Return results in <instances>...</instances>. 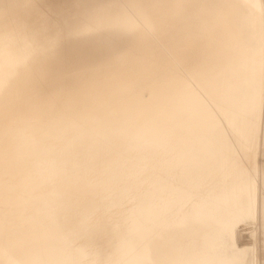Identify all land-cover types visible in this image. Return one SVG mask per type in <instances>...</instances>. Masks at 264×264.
<instances>
[{"label":"bare ground","instance_id":"obj_1","mask_svg":"<svg viewBox=\"0 0 264 264\" xmlns=\"http://www.w3.org/2000/svg\"><path fill=\"white\" fill-rule=\"evenodd\" d=\"M116 1L118 3L108 5L98 0H66L57 3L58 11L46 10L55 12V15L74 12L75 16L66 21L29 15L24 10L31 5L19 0L7 4L9 10L19 13V17L13 20V26L16 28L15 38L19 35L20 40L13 48H1L0 59L14 57L10 65L12 71L29 64H44L41 68H50L55 74L43 69L33 72L50 84L45 89L41 87L43 83L32 85L29 89L35 97L32 101L14 96L18 98L13 102L12 109V101L4 98H7L6 93L9 94L14 78L22 73L18 71L19 76L9 78L4 68L7 65H0V107L10 105L5 112L17 115L18 121L26 122L24 124L39 121L52 129L77 125L76 134L70 132L72 138L66 139L64 136L65 143L70 147L62 148H71V153L66 151L70 154L66 158L72 160L70 157L79 151L81 154L83 149H89L87 152L90 155L82 158L84 160L80 159L82 154L77 155L82 161L72 156L76 159L70 161L71 165L67 167V160L58 159L62 155L58 156L57 152L56 157L53 143V146L48 144L53 149L46 147L45 143L46 148L41 146V150L38 147L26 149L39 159V169L43 175L59 173V179L56 181L55 177V183L41 188H35L37 183H34L21 194L9 196V193H0L4 196L5 210H24L13 226L4 229L0 252L4 253L7 244L4 239L15 231H19L15 241L26 240L21 248L23 251L32 249V255L47 252L57 241L55 231L61 229L64 221H71L76 210L73 209L76 205L73 207L72 200L63 196L64 192L71 191L76 195L77 192L72 191L89 182V176H93V173H89L91 170L98 167L110 169L112 166L109 176H104L101 170L103 176H95L96 179L101 176L98 181L119 198L123 196L124 186H119L118 182L127 177L126 186H134L129 190L133 191L129 211L132 219L140 221L142 225L133 235L121 224L115 225L113 230L118 232L114 236L116 249L112 255L109 252L114 243L102 248L100 243L97 244L101 236H96L94 244L88 249L93 253L100 250L94 257H117L135 264H255L257 257H254V252L257 254V250L253 251L254 246H248L250 242L245 244L248 247L238 248L235 229L239 221L248 223L250 229L247 236L255 242L259 241L264 251V165L257 162L260 149H255L264 147V0ZM152 5L160 7L162 13L153 16L150 12ZM231 5H236L238 9L231 11ZM94 9L100 18V32L89 38L80 35V41L86 43L95 39L100 42L105 39L106 43L115 42V46L102 45L97 50L78 51L72 38L61 32L82 25L88 28L89 19L96 12H93ZM122 11L125 17L114 24L115 18H121ZM196 15L200 16L199 23L194 20ZM25 28L47 30L42 36H34ZM119 28L123 30L120 37L117 32ZM55 29L61 32L46 34L48 30ZM45 38L57 41L58 49ZM25 47L32 49L25 55L15 56L18 52L14 50L20 51ZM116 48L124 55L112 57L109 51ZM78 55H81L82 65L75 67L74 58L79 59ZM93 56L94 60L91 59ZM112 68H119L120 73L112 72ZM135 78L140 80L136 81ZM49 86H55L52 93L46 92ZM62 92H73V101H77V105H84V108L68 110L61 107L59 99L57 102L55 99ZM87 93L100 96V99L86 97ZM76 115L80 117L73 119L72 116ZM87 117L95 119L86 120ZM157 126L162 128L158 130ZM121 128L124 131L119 130ZM23 132H27V129ZM103 132L109 134L102 135ZM222 133H228L227 137ZM28 135L19 133L15 148L20 144L34 145ZM87 138L90 140L84 141ZM146 143L152 147V153L147 152L153 156L152 160L149 161V158L142 163L139 157L135 156L134 159L128 153L124 154L129 150L126 148L146 147ZM11 146L12 143L0 148L3 156H11ZM133 147L130 150H140ZM150 148L144 150L151 151ZM169 152L177 154V162L169 157ZM123 162L125 166L121 165ZM105 170L104 174H109V170L107 173ZM176 170H181L185 181L178 183L172 177H175ZM196 171L204 173L208 182L183 190L182 186L187 187L192 182ZM181 172L177 177L181 176ZM85 173H89L87 178ZM136 174L133 180L132 176ZM71 176L78 177L76 185H67L71 190L62 193V188L58 186L62 183L65 185L64 181ZM84 186L87 187V184ZM141 188L142 191L138 190ZM57 189L63 195H59ZM55 191L57 196L62 197H57ZM82 193L85 194V191ZM70 195L71 198L73 195ZM75 195L73 198L77 197ZM176 204L180 207L187 205L191 217L170 215V218L166 216L168 220L160 221L164 212ZM27 205L33 208L31 212H27ZM61 206L68 207L66 217L65 211L62 212L64 219L61 216L57 218ZM15 214L1 216L5 220H13ZM30 214L42 216L33 228L22 221ZM213 228L218 229L219 237L213 236ZM171 235L176 236L177 244L166 241ZM137 236H150L155 245L162 248L149 249L143 254L145 250L139 247ZM183 240L191 249L182 246ZM176 245L179 246L178 250H174ZM167 249L174 251L168 255ZM101 262L102 258H99L97 264Z\"/></svg>","mask_w":264,"mask_h":264},{"label":"rangeland","instance_id":"obj_2","mask_svg":"<svg viewBox=\"0 0 264 264\" xmlns=\"http://www.w3.org/2000/svg\"><path fill=\"white\" fill-rule=\"evenodd\" d=\"M19 1H21V3H23V4L31 5L30 8H27L24 10L27 14H29V15L33 14L36 16L41 15V16L45 17V19H47V20L59 18L57 20L66 21V20H69L70 17L75 14L74 12H69V13L65 12V13H59V14L55 15V12L49 13L46 11L47 9L58 11L57 3H61V2L66 1V0H19ZM98 1L101 3H107L108 5H114V4H116V2L118 3V1H116V0H98ZM121 1L123 3L126 2V0H121ZM8 2L14 3V2H16V0H0V26H3L0 28V51H1V48H4V49L13 48L12 46L18 40H20L19 35L15 38L16 28L13 26V20L15 18L19 17V13L16 10H9L7 8ZM230 2L228 3L227 7L229 6ZM153 6L154 5L150 6V12L152 13L153 16H157L160 13H162L160 7H158V6L153 7ZM27 7H29V6H27ZM45 7H48V8H45ZM33 8L35 10H32ZM236 9H238V7L236 5H231V7H230L231 11H235ZM95 11L96 10L94 9L93 12H95ZM124 17H125V12L122 11L121 12V18H115L114 24H118L120 21H122V18H124ZM199 19H200V16H198V15H196L194 17V20L196 23H199L198 22ZM89 21H90L89 22L90 25L88 28H85L82 25L80 27L68 30L66 32H64L65 30H62V32H61L58 29L48 30V32L46 34L60 33L61 32L62 34L71 37L72 40L76 43L75 45H76L78 51H82L84 49H92V48L94 50H97V48L99 46H102V45H104V47L113 46V48H114L115 42L108 41L106 43L105 39L100 41V42H98L95 39H91V40L87 41L86 43L85 42L83 43L80 41V39H79L80 35H85L89 38L93 35H96L97 32H100V29L98 28V24L100 23V18L98 17L97 11L91 15V18L89 19ZM24 30L30 32L34 36H42V34L47 29L25 28ZM122 31H123L122 28H119L117 30L118 37H120L122 35ZM45 40L50 45H53L55 48L58 49L59 43L57 41H52V39H50V38H45ZM31 49H32V47H25L24 49H21L20 51L14 50V51L18 52L15 56L25 55L26 53H29L31 51ZM109 52L112 54V57H114V58L121 57L124 55L123 52L122 53L118 52V48H116L115 50L113 49V51H109ZM78 56L80 57L79 59L74 58L75 64H73V65L75 67H76V65L77 66L82 65V62L80 61L81 55H78ZM94 58H95L94 56L91 57L92 60H94ZM14 60H15V58L12 56H8L5 59H0V65H2V64L7 65L4 68L7 71V72H5V74L9 78L14 77V76H19L18 71L22 73L21 76L14 78V80L11 84V89L9 91V94H7L5 92L7 98L3 97L4 100L6 99L7 101H12V104H11L12 109L14 107L13 102H15L16 98H18V97H14V96L18 95L20 97V99H22V100L32 101L35 98L31 95L30 90H29L32 85L38 84V83H41V84L43 83L41 87L43 89H45L50 84V83H45L46 81L44 79L34 75L33 72H38L41 69H43L44 71H50L52 75L55 74V71L51 70L50 68H41L44 66V64H40V65L29 64V65L24 66L22 68H18L15 71H12L10 65L13 63ZM111 71L120 73L119 68H112ZM135 80L139 81L140 79L135 78ZM54 90H55V86H49L47 88L46 92L52 93ZM90 96H91V94H89V93L86 94V97H90ZM91 97L100 99V96L93 95ZM58 99H59L58 104L65 109L74 110L75 108L76 109H83L84 108V105H82V104L77 105L78 102L73 101V99H74V93L73 92H62L56 97L55 102H57ZM9 106L10 105L0 107V148H4V147H6L7 144L10 145L12 143V146L9 149L11 152V156H9V155L3 156L2 155L3 153L0 150V193L3 191V195H5L6 193L7 194L9 193V196H11L13 194L23 193L24 191H26V189H30L34 183H37L35 188H41L45 185L52 184V183H55L56 181H58L56 179H59V177H57V175L59 176V173L58 174L57 173H47V174L43 175V172H40V169H39V167H40L39 159L36 157H33V155H32L33 152H31V154H29L28 150H26V149H32L33 150L36 147H38V148H40L39 150H41L42 147L46 148L47 146H48V148L53 149L51 146H53V144H54L53 147H55L54 150L56 151L55 152L53 150L54 153L56 154L58 152L59 153V154L57 153L58 156L62 155V157L60 156L58 158V156L56 154V157L58 159H60V161L62 160L61 158H64L65 160H67L68 155H70L68 152L71 153V151H69V150H71V148H69V149L65 148L66 149L65 150L62 147H70V146H68L69 145L68 143H65L66 142L65 140L67 139V137H69L68 139L72 138L71 134L73 132H74L73 133L74 135L76 134L75 131H77V129H76L77 125H75V126H67V125L64 126L63 125L60 127L57 126L56 128H53V129H52V127L48 128L46 123L43 124V123H40L39 121H31V122L27 123L28 124L27 125V124H24L26 122L18 121L17 115H13V114H9V113L5 112V111H7V107H9ZM15 109H16V105H15ZM16 110H18V109H16ZM102 110H105V108H102ZM78 117H80V116H77V115L72 116L73 119H76ZM15 119H17L18 122L15 121ZM94 119H95V117H87L86 120H94ZM17 123H18V125H17ZM46 126H47L48 130H46L47 129ZM114 126H116V125H114ZM23 127H25L23 130L26 131V129H27V132H23V130L20 129ZM30 128L32 130H30ZM161 128H162L161 126H157L158 130H160ZM50 129H52V131H50ZM111 129H112V127L108 128L109 132ZM119 130L124 131L122 128ZM105 131H107V130H104V132ZM70 132H72V133H70ZM104 132L102 133V135H108L109 134V133L107 134ZM19 133H24L26 135H28L27 133H29L30 136L29 135L28 136L30 137V139L32 140L34 145L28 144L27 146H23L22 144H20V146H18V148H15V145L18 142ZM64 133H66V134H64ZM69 133H70L71 137H70ZM56 135H57V137H56ZM222 135L227 137L228 133H224V134L222 133ZM64 136H66L65 140H64V138H65ZM86 136L90 137V135L87 133H86ZM59 139H62L65 144L62 142V140H59ZM88 140H90V139L87 138L84 141H88ZM41 141H42V143H41ZM57 142L59 144H57ZM35 143H37V144H35ZM39 143H40V145H38ZM43 143L46 144L45 145L46 147L44 146ZM60 143H61V145L62 144L63 145L60 146ZM48 144L51 146L49 147ZM66 144H67V146H66ZM147 144L148 143H146V145ZM58 146H59V150L57 151ZM150 146L151 145L148 144L146 147L150 148ZM131 147H133V146H131ZM131 147L126 148V150L127 149H129V150H128V152L125 151L124 154L128 153L127 155H129L130 157L134 156V159H135V156H137L140 158V162H142V161L146 162V161H148L149 158H150L149 161L153 159L152 155L149 156V154L152 153V149H151L152 147L150 148L151 151H148V149H146V151H145L144 149L146 147H143V146H141L142 148L141 147L140 148H138V147L134 148L133 147V149H140V150L143 149V151H144L143 153H142V150H141V153H138V152H140V150L138 152L136 150H130ZM261 148L264 149V147L255 148V149H257L256 151H258V149H260L258 151V154H257V162L260 165H262V164L264 165V152H263L264 150H262ZM67 150H68V152H67L68 154L66 153ZM88 150L89 149H86V150L83 149V151H81L82 152L81 154H82V156L84 154V157L80 156L81 154L79 153L80 152L79 151L78 153H74L72 155V156L77 157V159L75 157H72V156L70 158H73V159L75 158L78 161H82V160L89 157L90 154L88 153L89 152ZM130 151H131L132 156L129 154ZM132 151H134V152H132ZM61 152H62V154H61ZM84 152H86V153H84ZM135 152L138 155L137 154L134 155ZM77 155L80 156V159H82V158H84V159L79 160V157ZM86 155H88V156H86ZM169 157L171 159H174L175 162H177V160H178V156L175 153L169 152ZM72 160H70V161H72ZM67 161L65 162V165H67V167H68L69 165H71L70 164L71 162L70 161L67 162ZM121 165L125 166L126 163L123 162ZM80 166H78L77 168L80 169L79 168ZM110 167H109L110 169H108V167L107 168L101 167L102 169H100V167H98L100 171H98V168H96L97 172H98V173L97 172L96 173L98 175L95 173L96 169L95 170L93 169L94 171L91 170L89 173H90V175L93 173L92 177L89 176V173L88 174L85 173L84 175H86V178L88 176L90 177V179L88 178L89 182L87 181L85 183V184H87L88 188L84 186L85 184L83 185L84 187L83 186H77V187H79V188H77L78 190L72 191V192H77L76 195H75V193L72 194L71 191H69V190H71L72 183H74V185H76V183H77L76 181L78 180L77 176H74V178L76 177L77 179L76 178L74 179L73 176H71L72 178H69L70 180L72 179L71 181L67 178L66 180H68V181H66V180L64 181V183L66 182L65 185L62 183L61 185L58 186L59 189L62 188V189H60L61 192L62 191L64 192V190H67V189H68L67 191H69V192L65 191L64 195H63L62 194L63 192L61 193L59 191V189H57V191H59V192L55 191L54 194L56 195L58 193L59 195L62 194L64 197H65V195H66V197L68 196L69 200L70 201L72 200L71 204L74 205L73 207H75V205H76V207L73 209H76L77 211L74 210L71 221L70 220L64 221L61 224V229L59 231H55L57 233V236H56L57 241L53 247L49 248L47 252L43 251V252L39 253L38 255H32L31 253L34 252V251H32V249H26L24 251L21 249L23 247V244L26 243V240H24L23 242L14 240L17 236H19V231H15L12 235H9L7 238L4 239V243H7V244L5 246L4 253L0 252V264H81V263L82 264H97L99 258H102V262L100 264H135V263L128 261L127 259H122V258H117V257H113V258H110L111 256L94 257L95 255L100 253V250H97L94 253L88 250L94 244L95 237L101 236V239L99 240L100 242L97 241V244L100 243L102 245L101 246L102 248H108L114 243L112 245L111 251L109 252V254L112 255L116 249V243L114 242V236L118 232L116 230H113L115 225L121 224L122 227L125 230H129L132 235L137 234L140 226L142 225V223L140 221L132 219V215L129 211V205H130L132 198H133V195L131 194V192H133V191L129 192V190L132 189L134 186H133V184H131V187L126 186V182L128 180L127 177L120 179L118 182L119 186H124L122 188L123 196L119 197V198H118V195L116 196L115 193L110 188L105 187L101 182L98 181V179L101 176L96 179L95 176H99L101 174V170L103 171L102 174L104 176L105 175L109 176L112 173L111 171L113 170L112 166H110ZM105 169H107V171L109 170L108 171L109 174H104ZM38 170H39V172H38ZM107 171L105 170V173H107ZM179 172H181V170L180 171L176 170L174 172L175 177L174 176H172V177L175 180H177L178 183H181V182L185 181L186 179H184V175L182 172H181L182 173L181 176L177 177ZM94 173H95V175H94ZM27 176H29V177H27ZM136 176H137V174L132 176V179L134 180L136 178ZM94 177H95V179H94ZM53 179L56 181H53ZM120 181H121V183H120ZM68 182H69V184H67ZM207 182H208V179L206 178V175L204 173H198L196 171L194 173V178H193L192 182L188 183L187 184L188 186L186 185L187 187L182 186V189L183 190H186L188 188L192 189L191 185L201 186V185L206 184ZM67 185L71 186L70 189L68 188L69 186L67 187ZM64 187H66V188H64ZM144 187H145L144 184H142L143 189H144ZM85 188H87V189H85ZM142 188L138 189V190L142 191ZM81 190L82 191L84 190L85 194L82 193ZM135 190H137V189H135ZM135 190H134V192H135ZM138 190H137V192H138ZM80 191H81V193H80ZM41 192H43L42 189H41ZM43 193H45V192H43ZM68 193H70L71 195ZM3 195L0 194V239L3 238L5 235L4 229L7 228L9 225L13 226L14 222L16 223L18 216L20 217V214L24 211V210H21V211L17 212L16 209L5 210V207L3 205L4 202L2 201ZM62 195L59 197L61 198ZM69 195L70 196L75 195L78 198L76 197L77 198V200H76V198H73V196H72L71 197L72 199H71L69 197ZM81 195H85V197L88 196V198L85 199V197H83ZM127 196L130 197L129 201H127L128 200ZM31 205H33V204H31ZM31 205H27V206L30 207ZM176 205H174L173 208L171 207L170 208L171 210L167 209L168 210V212H166L167 214L164 212V217L162 215L160 217V218H162V219H160V221L164 222V221L168 220L173 215H175V216L176 215H185L186 218L191 217L188 213L187 205L184 207L185 204H183L184 208L182 207V205H181V207L178 204H176ZM29 207H27L28 208L27 212H31L33 210L32 207H30V208ZM176 207H178L180 211L177 210ZM67 208L68 207H66V206H61V210H60V208H59L60 211L58 210L59 212L57 214V218H59L61 216L64 219L62 212L65 211L64 216L66 217L68 215V214L65 215ZM20 209H22V208H20ZM181 209H182V211H181ZM174 210L176 211L175 214H173ZM72 212H73V210H72ZM182 212H184V213H182ZM67 213H68V211H67ZM168 213H170V214H168ZM176 213H178V214H176ZM13 214H15L13 220H12V218L10 220H5L1 216V215L10 216ZM166 216H168L169 218ZM41 218H42L41 215L30 214V215H26L25 217H23L22 221L28 222V223H25V222L24 223L29 228L30 227L33 228L32 226H34L35 224H38V221L40 222ZM144 223L148 224L147 222H144ZM237 225H238V226H236L237 229H235L236 235H237L235 238L236 239L235 243H237L236 244L237 247L241 249V247H248L251 245H252L251 247L254 246L253 251L255 249L257 250V254H256V252H254V257H257V259H256L257 262L255 264H262V261L264 258V251H263V248H262L260 242L257 240L255 242L254 239L247 236V232L250 229V225L248 223L243 222V221L242 222L239 221V223H237ZM17 227L19 228L18 225H17ZM211 233L213 234L214 237L215 236L219 237V233H218L217 228H213L211 230ZM197 237H199V236H197ZM135 238L137 239L139 247H142V249L145 250L143 252V254H145L149 249L159 250L162 248V246L157 247L155 245L154 239L150 236H137ZM247 240H251L252 242L247 241ZM166 241L167 242H174L177 244L176 236H174V235L168 236ZM183 241H184V243L182 246L187 248V249H191L190 246H188L187 241H185V240H183ZM246 242H248V243L250 242L249 243L250 245L245 246V244H248ZM28 244H32V243L29 242ZM178 247L179 246L176 245L174 250H178ZM17 249L20 250L19 253L16 252ZM167 250H168V255L174 251L173 249H167ZM219 254H222V252H220ZM124 258H127V257H124Z\"/></svg>","mask_w":264,"mask_h":264}]
</instances>
